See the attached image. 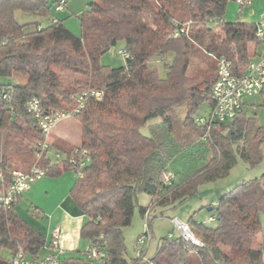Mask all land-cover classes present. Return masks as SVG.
<instances>
[{"label": "trees", "instance_id": "1", "mask_svg": "<svg viewBox=\"0 0 264 264\" xmlns=\"http://www.w3.org/2000/svg\"><path fill=\"white\" fill-rule=\"evenodd\" d=\"M59 1L0 0V88L6 91L0 99V188L8 186L14 171L33 166L45 169L46 176L76 174L71 195L86 217L80 236L90 246L83 254L61 258V264H264V240L254 247L262 229L264 174L209 205L213 226L190 217L187 223L200 245L172 234L161 239L152 257L129 261L123 235L139 194L152 197L149 206L140 207L144 217L224 177L237 156L251 167L263 160L264 126L246 109L228 122L208 126L196 121L202 102L213 106L218 59L227 58L241 73L258 56L259 24L225 21L228 3L237 0H94L80 14L81 36L58 18L47 26L16 19L18 11L59 12ZM120 41L129 54L125 64L103 65L101 56ZM198 49L214 56L216 67L194 82L189 69ZM153 57L165 61V76L150 69ZM15 74L26 75V83H12ZM88 91H99L101 97L88 96L74 115L81 144L51 143L66 154L87 150L90 161L78 171L41 150L44 134L25 104L36 98L46 113L71 111ZM260 94L264 97V88ZM145 126L148 135L142 132ZM168 172L174 178L165 184ZM14 206L0 211V264H13L18 249L35 258L46 245V237ZM91 248L103 258L92 260Z\"/></svg>", "mask_w": 264, "mask_h": 264}, {"label": "rangeland", "instance_id": "2", "mask_svg": "<svg viewBox=\"0 0 264 264\" xmlns=\"http://www.w3.org/2000/svg\"><path fill=\"white\" fill-rule=\"evenodd\" d=\"M55 0H49V3H53ZM66 7L59 11L55 12L54 9L47 11L43 10L40 13H24L21 11L16 12V19L19 23H32L39 22L44 26L48 25V21L53 17L64 20L65 26L72 31L75 35L81 36L82 29L80 23V14L88 9L89 4L94 0H67ZM249 5L245 6L248 7ZM246 9V8H244ZM247 12L248 10H244ZM264 10L257 11V17H262ZM237 17V16H236ZM244 17L245 14H244ZM229 21V20H228ZM264 22V20L262 19ZM262 29H264L262 27ZM261 39H264L261 38ZM124 49V43L122 41L107 51L101 56V63L110 67H120L125 64V59L119 55L118 51ZM258 51L261 54H264V42L260 43L258 46ZM260 58L261 56H257ZM167 61H170L167 58ZM165 61L161 60L159 57H153L148 65L152 70H158L161 76H165L164 64ZM216 67V61L214 56H209L204 50L198 49L196 53L191 58V65L189 69V76L193 80L199 81L204 74L213 70ZM12 83L24 84L27 81V76L22 74H15L13 78L10 79ZM210 105L208 101L201 103L198 112L197 118L207 117L209 113ZM246 111L249 115L255 116L257 123L264 126V97L259 94L248 100V105ZM183 116V115H182ZM158 122V120H152L150 123ZM57 129L67 135V138L72 142H79L81 137L80 125L78 120L75 117L64 118L57 124ZM142 132L146 135L150 134L148 126L142 128ZM80 136V137H79ZM51 138L56 140L57 137L51 134ZM51 140V139H50ZM58 142V141H56ZM69 147L73 146L72 144L65 142ZM262 152L264 155V146H262ZM206 159H210L212 156L211 151L206 153ZM72 174V173H71ZM74 174V173H73ZM264 174V158L256 166L251 167L247 164L241 156H237V162L226 174L224 177H221L214 181H208L201 184L198 188V193L187 200L175 204L174 206L168 207H158L152 211L150 215L149 223L151 225L152 231V240L150 241L146 254L144 255V260L152 257L161 241V239L174 234L178 236L179 233L175 230L174 224L172 222L173 218H178L182 222H188L190 217H193L196 221L203 222L209 226H213L215 222H211L209 217L212 215V211L209 209V205L216 203L219 199L228 191L236 187L237 185L245 182L261 178ZM152 197L148 194L141 193L138 195L137 207L134 211V216L131 225L123 228V235L125 238V258L127 260H132L139 258L140 256L136 251V240L137 238L144 234L146 231V218H144L140 212V207H147L151 204ZM25 206V211H27V205ZM29 210V208H28ZM30 210L28 214H30ZM26 218L28 221H35L32 214ZM32 219V220H31ZM261 220V233L254 243L255 248H259L257 241L264 240V213L260 214ZM83 254V253H82ZM143 257V256H142ZM264 258V256H263Z\"/></svg>", "mask_w": 264, "mask_h": 264}, {"label": "built area", "instance_id": "3", "mask_svg": "<svg viewBox=\"0 0 264 264\" xmlns=\"http://www.w3.org/2000/svg\"><path fill=\"white\" fill-rule=\"evenodd\" d=\"M239 5H250L252 0H237ZM66 1L60 0L56 4V11H61L65 8ZM264 20V14L262 15ZM181 29L180 32H183ZM180 32H176L175 36H178ZM258 35L262 37L263 30L259 29ZM124 59L129 57V54L121 49L118 51ZM217 73L218 77L212 88V100L213 106L210 108L207 117L197 118L196 121L201 125L211 126L215 122H228L235 118V116L241 111L246 109L248 100L256 95H259L264 88V55L258 60H253L247 64L245 69L238 73L235 71L234 66L230 60L225 57H221L217 61ZM88 96H94L96 98L101 97L99 91L83 92L78 99V106L71 111H62L55 114L46 113L36 98L30 99L26 102L25 107L27 111L33 116L36 125L42 130L45 141L41 143V150L47 152L53 157L56 162L66 161L74 170L80 171L86 164L89 163V153L86 149L75 148L71 154H66L59 149H54L49 136L55 127V125L64 118L74 117L81 108L85 105V100ZM6 97V91L0 88V99ZM41 154V153H40ZM37 156H40L39 154ZM81 176V173H79ZM46 176V171L38 166H33L29 171H14L12 173L11 181L5 188H0V211L10 209L16 204L18 198L28 191L32 184L37 180ZM174 178L172 172H168L165 176L164 183L170 184ZM150 211H147L144 215L146 218V231L140 235L136 240L137 254L142 257L147 251L148 245L152 240V231L150 220ZM211 222H215L214 215L209 217ZM175 230L185 239L193 242L196 245H200V241L195 238L191 226L187 222H182L178 218H173ZM60 228L56 227L52 231V239L49 247L51 253L35 258H29L22 249L13 256V264H61V258L58 253L59 241H60ZM170 234L169 236H171ZM0 256L2 252L0 250ZM104 254L94 248L89 251V257L92 260H99L103 258Z\"/></svg>", "mask_w": 264, "mask_h": 264}, {"label": "crops", "instance_id": "4", "mask_svg": "<svg viewBox=\"0 0 264 264\" xmlns=\"http://www.w3.org/2000/svg\"><path fill=\"white\" fill-rule=\"evenodd\" d=\"M244 8L248 11L245 12L244 10L246 9ZM244 8L241 9L236 1L229 2L226 8L225 21L229 20L228 22H232L240 19L245 22L257 23L261 29L262 27L264 28L262 17L256 18L257 11L261 9L264 10V0H253L248 7ZM244 14L246 17H244ZM262 30L263 38L264 29ZM262 40L264 42V39ZM258 53V56L264 55L259 51ZM258 59L259 58L256 57L254 60ZM57 124L51 132L57 139L53 140L51 134L49 136V141L52 144L56 141L68 142L76 147L81 144L80 136L79 142L72 143L65 133L57 129ZM76 178V174H73L71 171L63 172L57 177L45 176L34 182L31 188L18 198L14 206V210L22 219L46 237V245L40 251V256L51 253L52 250L49 247L52 239L51 234L56 227H59L61 232L58 249L60 258L80 255L86 252L90 246V242L80 236V230L86 221V217L71 195V189ZM23 204L28 206L27 211H25L26 207L23 206ZM28 208L32 217H34V219L36 218L35 221H28L26 219L28 217L25 216L30 215L28 214ZM32 208L35 210L34 213L31 211L33 210ZM150 214L152 215V211H150ZM258 243L260 244L261 240H258L257 244Z\"/></svg>", "mask_w": 264, "mask_h": 264}]
</instances>
